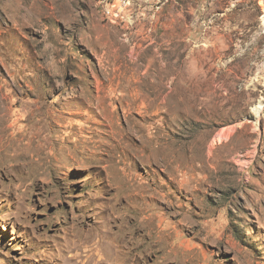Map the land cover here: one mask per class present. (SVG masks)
Instances as JSON below:
<instances>
[{
    "label": "rangeland",
    "instance_id": "374dc122",
    "mask_svg": "<svg viewBox=\"0 0 264 264\" xmlns=\"http://www.w3.org/2000/svg\"><path fill=\"white\" fill-rule=\"evenodd\" d=\"M260 101L264 0H0V264H264Z\"/></svg>",
    "mask_w": 264,
    "mask_h": 264
},
{
    "label": "bare ground",
    "instance_id": "6f19581e",
    "mask_svg": "<svg viewBox=\"0 0 264 264\" xmlns=\"http://www.w3.org/2000/svg\"><path fill=\"white\" fill-rule=\"evenodd\" d=\"M252 110L258 116V118H261L262 117V113L264 111V101H260L256 106H254L252 108ZM233 129L234 128H232L231 130H233ZM231 130L229 129L228 131H231ZM227 134H228L227 131L221 133V135L219 136L218 142H220L224 137L226 138L227 137L226 136ZM100 235H97V237H99V239L95 240L96 237H94L95 236L94 234H91L89 232L86 234V232H84V230H80L79 232L76 233V237L80 238L81 240L83 239L86 242H89V240H91L90 243L96 241V245H97L98 248H100L99 251L103 255H106L108 258H111L112 260H115V261H116V259L119 260L121 258V255H123V254L122 253L116 254L114 252L113 246L115 245V241L114 240H112L110 242L104 241L103 238H102V236H100ZM119 247H122L124 249V246H121L120 245Z\"/></svg>",
    "mask_w": 264,
    "mask_h": 264
}]
</instances>
